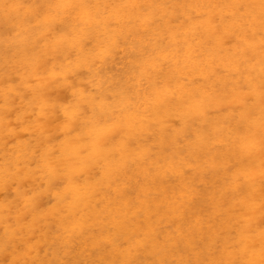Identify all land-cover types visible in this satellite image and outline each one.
<instances>
[{
    "label": "rangeland",
    "instance_id": "374dc122",
    "mask_svg": "<svg viewBox=\"0 0 264 264\" xmlns=\"http://www.w3.org/2000/svg\"><path fill=\"white\" fill-rule=\"evenodd\" d=\"M156 1L164 8L163 12L151 7L148 28L137 31L132 26L141 20H134L130 23V34L119 38L117 44L112 41L117 37L113 27L105 31L102 25L100 39L90 37L92 31L94 35L92 29L86 34L77 33L79 28L65 24L41 25L40 38L35 41L37 29L33 28V19L28 32L18 38L14 37L18 28L0 23V264H101L100 252L112 251L115 246L123 254V260L116 264H179L182 253L193 250L205 253L213 246L223 247L238 240L245 242L239 245L246 252L248 247L254 248L252 254L250 249L247 252L250 264H264L261 242L264 241V70L257 69L248 83L236 84V71L220 68L212 73L215 94L197 93L194 99L186 96L181 101L173 88L178 81H189L172 70L174 56L183 66L187 65L185 50L193 38L203 37L204 41L203 45H197L198 62L211 54L225 53V48L232 53L238 40L230 29L223 28L231 18L224 5L213 12L207 5L202 11L183 6L182 0ZM236 6L243 10L245 1H238ZM203 21L204 28L199 23ZM185 26L188 28L184 29ZM251 36L253 42L246 47L247 54L264 60V32L257 30ZM54 39L56 44L52 43ZM216 44L221 45L219 53L214 49ZM20 48H25L20 54L28 58L24 55V66L16 67L12 55ZM162 52L169 57L160 58ZM148 56L157 60L160 71L142 67ZM203 82L194 75L191 84ZM165 83L167 103L143 106V93L150 86L162 87ZM10 85L15 89L12 98L2 90ZM128 113L137 115L135 126L126 123ZM141 125L148 130L141 129ZM69 143L77 148L73 149ZM152 162L154 174L166 162H174L182 169L167 172L156 181L164 180L174 187L188 180V185L197 186L202 193L196 199L200 209L210 204L207 194L213 191L225 199V208L234 205L237 214L244 212L243 224L224 218L216 229L215 240L197 238L188 244L182 239L178 247L173 241L161 248L155 246L162 236L164 222L156 220V232L150 235L129 227L143 218V213L136 209L135 181L124 178L125 171L134 173L140 163ZM224 169L229 176L223 189H219V182L214 181L212 186L205 182L219 177ZM232 178H238L239 191L230 187ZM145 181L154 186L151 176ZM119 186H125V197L134 200L132 210L123 212L130 220L124 231L114 229L115 215L108 217L110 213L102 199L105 194L113 199V189ZM249 186H253L252 196ZM158 196L155 191L149 194L151 198ZM89 208L95 213L93 226L85 216ZM65 216L75 220L77 228L57 229L58 221L54 220ZM190 224L184 223L181 230L188 234ZM170 230L173 237L174 229ZM87 238L100 243L91 254L81 249ZM252 240L259 241L257 248ZM137 247L144 249V256L134 252ZM238 259L240 254L236 264Z\"/></svg>",
    "mask_w": 264,
    "mask_h": 264
},
{
    "label": "bare ground",
    "instance_id": "6f19581e",
    "mask_svg": "<svg viewBox=\"0 0 264 264\" xmlns=\"http://www.w3.org/2000/svg\"><path fill=\"white\" fill-rule=\"evenodd\" d=\"M238 1H242V0H182L181 3L183 6L184 5H188L190 7L192 6L196 11H202L205 8V5H207L208 8H210L214 12L218 8L224 5L225 12L228 15H230L231 18L228 20L227 23L224 24L223 28L230 29V31L234 33V36L238 40V44L235 46H232L233 47L232 53H229L227 51V48H225L224 49L225 53L211 54L209 56L204 57L201 62H198L196 58L197 51H198L197 45H203L204 41H203V37L193 38V42H191V46L185 50L184 60L188 61L187 65L183 66L180 63V60L177 58V55H175L172 70L179 76L186 78L189 81L188 83L178 81L175 87L173 88V91L175 90V92L178 93V97L181 101H183L186 96H188L190 99H194L197 93H199L200 95H208V96L215 94L216 92L214 88L215 80L213 79L214 76L212 75V73H214L220 68H228L229 70L236 71L238 75L236 78H234V82L236 84H239L240 82L248 83L250 80L253 79V75L257 69L260 68L261 70H264V60L262 59L259 61V59H257L256 57L250 56L246 52V49H247L246 47L253 42L252 41L253 37L251 36V34L256 32L257 30H262L264 32V0H260V1L243 0L245 1V4H246L243 10H238L236 6V3ZM153 6H156L160 12H163L164 10V8H162L161 5L157 4L156 0H0V23H2L3 26H6L8 24L11 28H18V32L14 34V37L18 38L28 32L30 28L29 23H31V20L33 19L34 21L33 28L37 29V31L35 32V35H36L35 41H37L40 38V35H39L40 30L38 31V29H40L41 25H44V27H49V25L51 24H55L59 26L65 24V25H69L75 28L76 27L79 28L77 33H85L87 30L92 29L94 30V35H92L93 33L92 31L90 37L95 36L94 39H98L100 37L99 32H100V28L102 25L105 31H107V29L111 30V28L113 27V31L115 32V34H117V37H114L112 41H113V44H117L119 38L120 39H123L124 37L126 38L130 34L131 32L130 23H132L134 20H139V19L141 20V22L135 23L132 26V28L136 27L137 31H143L148 28L150 24L149 23V14L151 13L150 9ZM98 14H99V18H98ZM199 23H201L203 28L205 27L204 21L199 22ZM248 24H249V27L247 26ZM72 27H69V28L72 29ZM187 28L188 26L184 27V29H187ZM70 30L68 31L71 33ZM141 38L142 36L138 34V39H141ZM55 40L56 39H54L52 43L56 44ZM82 41L80 40V42ZM90 41L92 42V40ZM84 42H87V41H84ZM174 44L177 45V42L175 40H174ZM220 46L221 45L219 44L214 45V49H216L218 53H219L218 48ZM42 47H39V48H42ZM24 49L25 48L16 49L14 54L13 55L11 54L13 57H15V59H13L12 62L16 67L24 66L25 64V62L23 61L24 57L28 58L27 55L23 53L20 54L21 51H23ZM80 49L81 48H79V53H80ZM241 49H243L242 53L239 54V50ZM125 50L126 48H123V51ZM90 52L91 51H89V54ZM43 53H44V50H43ZM43 53H42V56H43ZM98 53L100 54V52ZM159 57L162 59H167L169 57V54L166 52H162L159 54ZM92 58L94 59V57ZM150 58L151 56L147 57L148 60L145 62V64L142 67L144 69L151 68L153 72L160 71L161 65L158 64L156 59H150ZM250 58L252 59L250 60ZM240 59H242L243 61L241 62ZM90 62L91 61H89V63ZM135 63L136 64L139 63L138 59L135 60ZM52 70L50 71L52 72ZM194 75L202 78L204 82L200 84L192 85L191 82H192ZM154 76H155L154 73L151 74L150 75L151 79H153ZM222 77H227V76H222ZM205 78L210 80V82H207ZM161 86L162 87L158 86L155 88H153V86H150L149 90L143 93V96L145 99V102L142 104L143 106L148 107L154 104L156 107H158L160 104L167 103L168 99L166 98L165 92H166V87L168 86V84L165 83ZM34 87L35 89H37V86H33V88ZM2 90L6 93L8 97H11V98L13 97V94L15 93V89L11 85L8 87H2ZM137 91L140 92V90H137ZM3 97H5V95H3ZM22 101L23 100H21V102ZM168 104L171 105L172 104L171 101ZM97 106L101 108L100 104ZM98 117H100V114L98 115ZM125 121L129 126H135L138 123L137 115L133 113H128L126 114ZM141 129L146 131L148 130V127L145 125H141ZM91 133L92 135H94L93 130L90 131V134ZM114 135L115 134H113V136ZM59 136L60 134H58V137ZM110 137H112V135ZM90 139H91V136H90ZM47 145L48 144H46L45 146ZM70 146H72L73 149L77 148L76 145H74L75 146L74 148L73 144L72 145L70 144ZM41 152H44V150L42 151L41 149ZM73 154H74V151H73ZM74 163L76 164V162ZM154 164L155 162H152L149 165L140 163L138 166L137 172H134V173L128 172V171L124 172V176H125L124 178L129 179V180L131 179L134 180L136 183L137 190H138V196H137L138 205L136 209L139 213H143V218H139L137 222L129 226L130 220L127 218V216L123 215V212L127 211V213H129L132 210V206L134 203L133 199L125 197L126 196L125 186H119L113 189L115 193V196L113 197V199L108 194H105L102 196V199L106 201V208L109 210V213H110L108 217H111V215L113 214L115 215L113 219L114 229H117L119 231H124L129 226L136 230H139V229L144 230L143 231L144 234L150 235L156 232V227H155L156 220H158L159 222H164V225H162L164 227L162 236L155 245L161 248V247H164V243L169 242V241H173V245H176V247H178V243L182 239H185V241L188 244H192L193 242H196L197 238L204 240L205 237H210L212 240H215L216 233H217L216 229L218 225L220 224V221H222L224 218H227V220L234 219L236 224H238L239 222H242L243 224L244 220H242V217H243L244 212L242 214H237L236 208L234 207V205H229L228 208L227 207L225 208L226 206L225 199L222 196H219V197L216 196V194L213 193V191L207 194V196L210 199V204L207 205L206 208L200 209L199 202L196 203V199H198L199 195H201L202 193L200 192L197 186L188 185V182H189L188 180H182L174 187L167 185L166 182H164V180H161L160 182L156 181L157 177L159 176L163 175L165 177L167 175V172L173 171L177 173V172H181L182 169L180 167H177L174 164V162H166L163 165V168L162 167L157 168V169H160L158 174H154L153 173ZM209 164H213V162H209ZM223 172L224 173H222L219 177H213L211 179H207L205 180V182H207L211 186L214 184V181L219 182L220 183L219 189L220 190L223 189L225 187V181L227 180L229 176L227 169H224ZM149 176H151L152 182L154 183L153 187H150L151 183H149L148 181H145ZM259 176H261V174ZM262 177H264V175ZM255 181L256 180H254V182ZM57 182L58 180H56V183ZM62 183H65V182L62 181ZM253 186L248 187V192L249 194H251L250 196H252L253 194L252 192L254 191ZM21 187L23 188V186ZM230 187H233L237 189L238 191L241 189V184L238 182V178L231 180ZM154 191L157 192L159 196L156 198L149 197V194ZM113 200L115 201L114 206H112ZM94 214L95 213L93 212V210L89 208L88 212L85 215L87 219L91 221L90 223L91 226H93L95 223V218L93 219ZM50 215L54 216V214H50ZM233 215H235L236 217L232 218ZM26 218L27 217H25V219ZM67 219L69 218L68 217L66 218V216L62 218L60 221L53 219L55 223H57L56 221H58V226L56 225V228L60 229L62 227L63 229V227L65 228L67 226L69 228L72 227L71 228L72 230H74V228H77V227H74L75 220H70V219L67 220ZM18 222L21 223L20 221ZM186 222L191 223L188 228V234H186L185 231L181 230L182 225ZM15 223L17 222L15 221ZM248 224L250 223H247V225ZM52 225H51V229H52ZM170 227L174 229L173 237H170V234H172ZM103 239L105 240L104 237ZM110 241L111 239L109 240V242ZM238 241H234V242L229 241L230 243L228 242L229 244L223 245V247L213 246L211 249L207 250L205 253L203 251L200 252L196 250H193L187 254L182 253L180 255V259L178 260L179 264H236L235 260L237 259L238 254H240V259H238L239 261L238 264H247L248 258L250 257L251 248L253 247L252 246H250V248L248 247V250L250 249V252L249 254H247L248 250L246 252V250L243 248V245L245 244V242L241 240L244 242L242 243L240 241L241 244H243L241 246L239 245L240 242ZM248 241H246V243ZM136 242H139V241L137 240ZM258 242L257 241L254 242L255 244L257 243L255 245L256 247L254 246L255 248L258 247V244H259ZM261 242H263L264 244V241H261ZM99 245L100 243L98 240L88 241V238H87L81 244V249L91 254V252L94 251V249L98 247ZM138 249L139 247L135 248L134 252L140 253L144 256L145 255L144 249H139V250ZM255 250H258V249H255ZM203 254H206V255L204 256ZM174 255L175 254H172V256ZM261 256L262 255H260V257ZM122 258H123V254L122 252H120V248L118 246L113 247L112 251L110 250L102 251L100 252V255H99V261L101 262V264H116L120 260H123ZM29 260L27 259V261ZM248 263L250 264L251 262H248Z\"/></svg>",
    "mask_w": 264,
    "mask_h": 264
}]
</instances>
